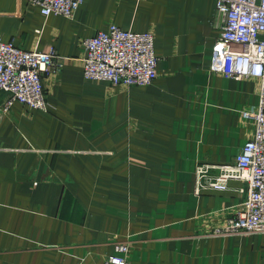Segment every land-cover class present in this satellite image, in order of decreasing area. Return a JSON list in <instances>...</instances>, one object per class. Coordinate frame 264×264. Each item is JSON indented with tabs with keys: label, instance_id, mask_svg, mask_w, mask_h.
<instances>
[{
	"label": "crops",
	"instance_id": "obj_1",
	"mask_svg": "<svg viewBox=\"0 0 264 264\" xmlns=\"http://www.w3.org/2000/svg\"><path fill=\"white\" fill-rule=\"evenodd\" d=\"M216 0H83L72 16L0 0V37L54 47L46 109L0 93V264H264V231L212 234L245 182L196 190L199 162L234 159L254 133L255 77L213 72ZM150 30L158 76L146 85L84 76L83 38L109 23Z\"/></svg>",
	"mask_w": 264,
	"mask_h": 264
},
{
	"label": "built area",
	"instance_id": "obj_2",
	"mask_svg": "<svg viewBox=\"0 0 264 264\" xmlns=\"http://www.w3.org/2000/svg\"><path fill=\"white\" fill-rule=\"evenodd\" d=\"M44 15L72 16L83 0H29ZM220 33L213 46L209 68L216 73L259 81V101L254 111L243 110L254 119V133L234 159L228 162L202 161L196 167V190L226 189L229 181L240 179L246 198L210 233H256L264 231V0H216ZM84 76L107 79L114 84L146 85L158 76V57L150 30L125 29L116 23L83 38ZM64 56L54 47L47 51L26 49L0 37V93H7L1 104L8 110L14 101L46 109L43 73L58 71ZM112 264H133L127 258L129 245L117 241Z\"/></svg>",
	"mask_w": 264,
	"mask_h": 264
}]
</instances>
